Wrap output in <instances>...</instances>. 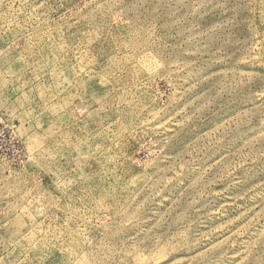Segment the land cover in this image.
<instances>
[{
	"label": "rangeland",
	"instance_id": "374dc122",
	"mask_svg": "<svg viewBox=\"0 0 264 264\" xmlns=\"http://www.w3.org/2000/svg\"><path fill=\"white\" fill-rule=\"evenodd\" d=\"M0 264H264V0H0Z\"/></svg>",
	"mask_w": 264,
	"mask_h": 264
}]
</instances>
